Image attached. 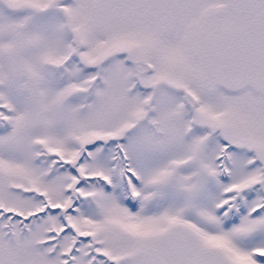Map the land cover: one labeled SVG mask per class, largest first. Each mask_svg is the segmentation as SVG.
<instances>
[{
  "label": "snow or ice",
  "instance_id": "6c2138e0",
  "mask_svg": "<svg viewBox=\"0 0 264 264\" xmlns=\"http://www.w3.org/2000/svg\"><path fill=\"white\" fill-rule=\"evenodd\" d=\"M0 264H264V0H0Z\"/></svg>",
  "mask_w": 264,
  "mask_h": 264
}]
</instances>
